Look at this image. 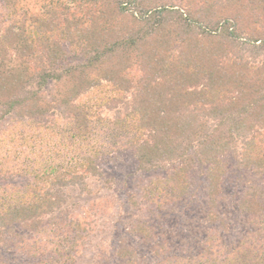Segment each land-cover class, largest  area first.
I'll use <instances>...</instances> for the list:
<instances>
[{
    "label": "trees",
    "instance_id": "trees-1",
    "mask_svg": "<svg viewBox=\"0 0 264 264\" xmlns=\"http://www.w3.org/2000/svg\"><path fill=\"white\" fill-rule=\"evenodd\" d=\"M0 9V122L24 123L0 139V264L18 254L75 264L91 227L69 212L70 195L89 191L114 151H130L141 172L165 171L143 188L151 208L182 201L196 170L205 183L210 228L193 256L165 264H264V0H0ZM232 169L248 176L237 205L248 220L228 239L218 207ZM139 222L134 234L157 238ZM113 255L139 259L123 240Z\"/></svg>",
    "mask_w": 264,
    "mask_h": 264
},
{
    "label": "rangeland",
    "instance_id": "rangeland-1",
    "mask_svg": "<svg viewBox=\"0 0 264 264\" xmlns=\"http://www.w3.org/2000/svg\"><path fill=\"white\" fill-rule=\"evenodd\" d=\"M47 120L41 124H50L49 121L46 123ZM13 125L17 127V130L24 129L22 122H16L10 118L1 121L0 139L1 136L6 137V133ZM19 135H16L15 140ZM17 142L20 141L17 140ZM22 145L24 144L20 146ZM31 151V148H27L28 154H31ZM13 157L14 155L9 160ZM22 158L18 157L16 163L21 162ZM98 166L101 176L98 179L89 180V191L70 195L68 203L69 212L84 217L88 226L91 227L89 240H87L90 243H85V249L79 251L75 264H156L157 262L165 264L173 263L174 258L170 257L173 254L193 256L199 250L203 236L210 228L206 222L205 183L199 171L193 172L190 191L182 201L171 207L155 209L146 204L143 188L150 180L163 177L165 171L137 170L134 156L130 151H114L100 158ZM247 177L232 169L225 180L224 196L218 212L227 221L228 239L239 238L246 230L248 217L238 210L237 205ZM25 180L26 177L23 175L16 177L14 182L23 183ZM139 221L148 222L154 234H157V238L146 240L134 234L132 230ZM122 240L129 248L137 252L139 259L136 258L132 263L115 259L113 252L122 244ZM158 246H165L168 250L167 254L161 257L156 256L154 251ZM6 256L7 264H27L31 261L30 258L21 254ZM163 260H165L164 263Z\"/></svg>",
    "mask_w": 264,
    "mask_h": 264
}]
</instances>
